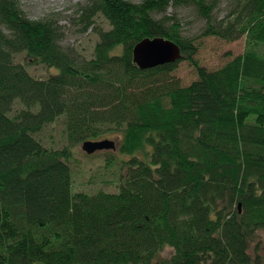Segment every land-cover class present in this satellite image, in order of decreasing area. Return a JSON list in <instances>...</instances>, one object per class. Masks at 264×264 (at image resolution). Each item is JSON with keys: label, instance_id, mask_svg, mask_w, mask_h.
<instances>
[{"label": "trees", "instance_id": "1", "mask_svg": "<svg viewBox=\"0 0 264 264\" xmlns=\"http://www.w3.org/2000/svg\"><path fill=\"white\" fill-rule=\"evenodd\" d=\"M182 10L201 38L245 37L244 53L203 67ZM78 14L99 34L90 59L57 20L0 0V264H264V0H88ZM157 37L183 58L140 69L134 48ZM61 120L67 143L48 147ZM110 135L131 156L119 191L75 193L72 146Z\"/></svg>", "mask_w": 264, "mask_h": 264}, {"label": "rangeland", "instance_id": "2", "mask_svg": "<svg viewBox=\"0 0 264 264\" xmlns=\"http://www.w3.org/2000/svg\"><path fill=\"white\" fill-rule=\"evenodd\" d=\"M88 0H22V6L32 18H52L62 26L65 38L64 46L74 48L87 59L92 58L99 34L90 29L84 31V25L79 22L78 5L85 4ZM137 1V0H134ZM227 3L224 2L218 12V17H224ZM180 18L183 20L184 34L195 38L198 47L197 59L208 70H217L223 67L233 58L242 55L245 50V37L236 41L227 42L217 37H199L204 22L191 11L182 10ZM98 29H110L109 22L103 17L97 19ZM19 62L27 65L25 58H18ZM32 75L38 78H47L57 74L59 69L46 68L44 65L27 66ZM176 77L183 86H189L197 80V72L187 61H182L176 71ZM62 120L48 127L41 138L48 147L61 148L67 141ZM114 141L115 149L105 150L94 155H87L83 149V143L72 146L73 157L70 166L73 173L74 192L94 194L99 191L116 193L119 191L121 177L127 174V166L123 167V161H128L131 156L123 154L120 150L121 136L110 135L101 140ZM143 157L142 154H138ZM260 246L264 254V233L260 232L254 242V247ZM172 254L170 248H166L160 258H168Z\"/></svg>", "mask_w": 264, "mask_h": 264}, {"label": "water", "instance_id": "3", "mask_svg": "<svg viewBox=\"0 0 264 264\" xmlns=\"http://www.w3.org/2000/svg\"><path fill=\"white\" fill-rule=\"evenodd\" d=\"M183 58L180 46L165 38L144 39L134 48V61L140 69L147 70L158 66L176 63ZM114 141H86L82 149L87 155L115 149Z\"/></svg>", "mask_w": 264, "mask_h": 264}]
</instances>
